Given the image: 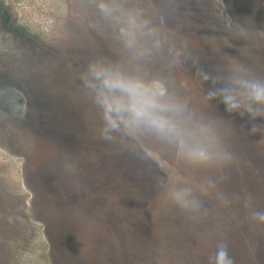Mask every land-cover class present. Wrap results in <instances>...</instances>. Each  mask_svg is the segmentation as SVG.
Returning <instances> with one entry per match:
<instances>
[{"label": "rangeland", "instance_id": "374dc122", "mask_svg": "<svg viewBox=\"0 0 264 264\" xmlns=\"http://www.w3.org/2000/svg\"><path fill=\"white\" fill-rule=\"evenodd\" d=\"M237 68L264 83V0H0V264H216L221 245L264 264V104L224 90ZM167 111L231 159L197 164L137 117Z\"/></svg>", "mask_w": 264, "mask_h": 264}, {"label": "clouds", "instance_id": "9594fccd", "mask_svg": "<svg viewBox=\"0 0 264 264\" xmlns=\"http://www.w3.org/2000/svg\"><path fill=\"white\" fill-rule=\"evenodd\" d=\"M244 69L237 68L228 80L225 91L232 88L241 90V95L252 104H264V83L251 80L245 77ZM102 69H98L95 65H89L87 69L88 75L82 79L87 87H92V80L89 77L97 78L101 75ZM108 83L107 80L104 81ZM232 99V96H228ZM103 109L104 128L102 129V138L111 139L109 133L118 130L116 121L111 116V107L101 100ZM141 122H146L152 129L154 137L162 142L166 147L173 151L182 153L197 164L210 165L215 162H225L231 159L228 153L216 139L215 133L208 127L197 125L192 129L183 130V134H177L174 127H170L179 123H184L189 118L186 115L176 112H162L160 115L137 114ZM198 136L206 137L210 143L202 142L197 139ZM168 198L179 209L195 213L201 208L200 201L193 195L190 188H176L169 190ZM264 219V216L261 217ZM216 264H232L226 248L221 245L215 252Z\"/></svg>", "mask_w": 264, "mask_h": 264}]
</instances>
